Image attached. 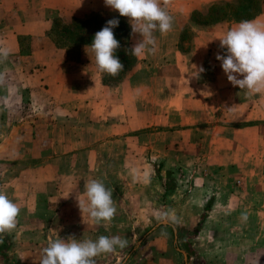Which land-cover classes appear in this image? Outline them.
Masks as SVG:
<instances>
[{"label":"rangeland","instance_id":"obj_1","mask_svg":"<svg viewBox=\"0 0 264 264\" xmlns=\"http://www.w3.org/2000/svg\"><path fill=\"white\" fill-rule=\"evenodd\" d=\"M35 6L0 0V48L8 50L0 59V190L21 209L4 233L0 264H40L57 236L102 235L126 245L95 264H264V91L232 86L215 59L226 52L218 39L236 24L211 30L189 12L179 40L172 28L155 53L137 58L131 77L110 79L112 89L95 79L46 93L13 58L32 45L26 37L18 47L21 24L56 16ZM256 23L264 25V6ZM104 25L96 19L86 31ZM88 93L80 108L71 106ZM91 179L113 190L110 222L80 212Z\"/></svg>","mask_w":264,"mask_h":264},{"label":"clouds","instance_id":"obj_2","mask_svg":"<svg viewBox=\"0 0 264 264\" xmlns=\"http://www.w3.org/2000/svg\"><path fill=\"white\" fill-rule=\"evenodd\" d=\"M104 4L126 17L134 34L140 39L128 52L141 56L156 51L155 33H168L172 30L173 17L160 0H104ZM119 24L117 18L110 19L95 33L89 49L95 58L97 71L111 76L124 70V65L116 56L120 47L113 29ZM219 40L220 48L226 49L215 59L227 77L228 82L249 94L264 91V25L251 20H243L226 31ZM8 50L0 48V59H6ZM201 67L196 76L202 73ZM3 76L0 74V81ZM86 199L78 202L80 212L87 213L93 223L110 222L116 207L113 190L100 179H91L86 184ZM20 206L0 190V234L14 230L18 223ZM246 219V217H245ZM126 240L119 236H99L96 240L76 239L69 236L61 239L57 236L42 249L40 264H95V257L102 253H111L117 247L123 248Z\"/></svg>","mask_w":264,"mask_h":264},{"label":"crops","instance_id":"obj_3","mask_svg":"<svg viewBox=\"0 0 264 264\" xmlns=\"http://www.w3.org/2000/svg\"><path fill=\"white\" fill-rule=\"evenodd\" d=\"M218 0H160L162 6L166 7L168 13L173 17L174 36L180 37V31L185 26V18L189 12L206 11L211 5L220 3ZM222 2V1H221ZM264 6V0L260 14L251 21H258ZM30 8V7H29ZM31 9V8H30ZM34 10L40 13L52 12L56 15L52 18L49 14L38 16L31 20H27L18 27L16 34L17 45L19 47L18 39L26 38L32 43L30 51L27 54L17 51L13 52V58H18L20 69L27 75L28 80L38 86H42L43 91L49 93L52 87L56 90H67L68 85H89L92 81L104 89H112L103 83L104 74L97 71L95 58L89 49L85 46L77 47L75 50V58H71L70 50L72 48L58 46L54 37L49 35L52 28L53 21L56 18L69 21H84L92 16L112 17L119 15L117 12L111 10L104 4V0H38V6ZM129 21V20H128ZM237 24V23H235ZM216 25V24H215ZM215 25L207 26L211 30L216 29ZM130 26V22H129ZM234 27L233 25L230 28ZM156 43L162 42L164 36L168 33L156 32ZM179 36V37H178ZM138 34L132 32L130 26V47L133 42H137ZM140 38V37H139ZM177 39H175V42ZM17 55V56H16ZM136 56V55H135ZM148 57V54L136 56L139 61ZM132 68L128 71V75L134 71ZM124 83V82H123ZM123 83L118 84L120 88ZM54 84V86H52ZM94 85V84H93ZM47 87V88H46ZM114 86L113 88H116ZM89 93L86 95H79L76 97V104L71 105L73 108H80L82 102L89 100ZM51 100V97L49 98ZM68 105L67 103L65 104Z\"/></svg>","mask_w":264,"mask_h":264},{"label":"trees","instance_id":"obj_4","mask_svg":"<svg viewBox=\"0 0 264 264\" xmlns=\"http://www.w3.org/2000/svg\"><path fill=\"white\" fill-rule=\"evenodd\" d=\"M236 2V4H213L205 12H193L191 15V22L196 26H210L225 20L232 23H239L243 20H252L260 14L263 4V0H236ZM113 18L119 20V24L113 29V32L115 38L120 43V47L116 50V56L124 65V70L121 71V75H123L131 70L137 61L136 56L128 52V49L131 48L129 44L130 26L129 22H127L124 17L115 15L110 18H103L96 15L84 21L73 20L71 22H63L61 19L56 18L53 21L49 35L52 37L56 35L57 39L54 38V41L58 46L60 45L76 49L77 47L90 45L92 43L95 33H87L86 30L91 27L96 19H100L106 24L108 20ZM112 77L114 76L105 73L102 79L103 83L110 85L109 83L112 82L110 80ZM166 188L169 190L167 186ZM7 242L6 235L4 233L0 234V255L4 257H6L3 253L8 246Z\"/></svg>","mask_w":264,"mask_h":264}]
</instances>
